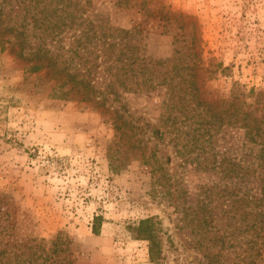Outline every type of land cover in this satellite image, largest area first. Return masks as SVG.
Here are the masks:
<instances>
[{"label":"rangeland","instance_id":"obj_1","mask_svg":"<svg viewBox=\"0 0 264 264\" xmlns=\"http://www.w3.org/2000/svg\"><path fill=\"white\" fill-rule=\"evenodd\" d=\"M88 8L135 31L148 57L201 55L215 69L202 89L221 118L203 125L209 140L187 143L180 116L163 121L165 85L123 90L121 102L111 96L104 106L54 98L43 70L0 46V264H155L138 229L146 217L159 221L163 264H242L243 229L225 216L236 194L260 195L264 162L246 128L264 132V0H92ZM233 95L257 121L225 127ZM116 118L127 120L124 135ZM225 156L250 169L225 173ZM225 227L241 239L229 248Z\"/></svg>","mask_w":264,"mask_h":264},{"label":"trees","instance_id":"obj_2","mask_svg":"<svg viewBox=\"0 0 264 264\" xmlns=\"http://www.w3.org/2000/svg\"><path fill=\"white\" fill-rule=\"evenodd\" d=\"M81 1L0 0L1 51L8 48L16 57L27 61V69L31 72L43 70L48 78L46 85H50L48 95L54 98L81 101L98 99L100 105L104 106L111 96L113 100L121 102L123 90H143L165 85L167 98L164 100L166 112L163 121L170 119L174 113L172 119L176 121V117L180 116V123L183 124L177 127L178 137L182 133L191 134L187 143H194L198 136H204L203 141L209 140L214 133L203 125L212 123L209 117L218 119L221 116L215 111V101L206 96L202 83L215 69L209 68L201 55L189 53L182 58L178 55V49L173 57L167 59L144 55L135 42V31L111 25L99 13L91 12L89 15L88 5H91L92 0ZM68 32L72 39L69 43L64 40ZM120 107L116 109L117 117H121L118 114ZM224 113L225 127L231 124L239 129L248 125V119L258 120L252 111L244 110L237 95L225 99ZM114 123L115 128L124 135L127 120L118 121L116 118ZM260 129L258 124L251 125L246 128V136L250 141L260 144L259 157L264 162V132ZM191 130L199 132L194 134ZM156 169L153 167L152 171ZM242 169L249 170L250 163L242 165L225 156V173L237 174ZM259 176L260 195L236 194L231 205L234 212L225 216L229 220L234 219L228 223H236L234 229H243L242 242L245 241L247 248L243 250L242 264H264V172L259 173ZM239 211L240 217H236ZM102 223L103 216L95 215L93 233L100 234ZM158 224L159 221L153 217H146L140 220L138 229L149 241L152 261L163 264L160 261L162 246ZM234 232L230 233L225 227V248L241 240L229 235Z\"/></svg>","mask_w":264,"mask_h":264}]
</instances>
